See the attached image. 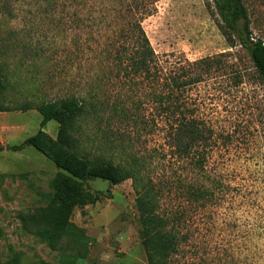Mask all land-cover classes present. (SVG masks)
I'll list each match as a JSON object with an SVG mask.
<instances>
[{
  "label": "rangeland",
  "instance_id": "374dc122",
  "mask_svg": "<svg viewBox=\"0 0 264 264\" xmlns=\"http://www.w3.org/2000/svg\"><path fill=\"white\" fill-rule=\"evenodd\" d=\"M11 1L14 19L0 15V67L7 77L0 95L5 111L0 132L2 121L7 127L0 135V264H148L131 180L116 187L100 180L83 185L84 202L71 221L89 238L84 260L73 262L71 257L85 254V249L62 254L22 227L24 215L47 207L59 170L32 148H11L40 130L37 106L62 102L70 94L84 97L99 80L107 94L103 100L116 94L123 100L134 98L127 107L149 127L91 122L83 127L80 140L91 155H105L116 164L128 162L130 156L153 157V181L180 180V195L171 193L162 205L186 213L182 233L187 239L173 264H264V83L247 52L231 49L221 35L212 0H160L142 22L159 68L169 78L189 70L203 74L201 83L178 94L182 119L207 133L208 141L193 148V153L204 155L203 170L193 168V153L177 156L169 120L155 121L158 113L148 98L147 83L140 91L123 89V73L105 60L106 45L116 41L122 27L120 0H104V16L100 6L83 8L84 19L92 14L86 24L92 30L78 29L70 20V0H62L51 17L45 16L40 0ZM243 1L254 37L264 41V0ZM76 39L86 46L74 48ZM203 60L211 61L210 70L193 67ZM169 83L156 89L170 93ZM135 102L143 106L141 113L135 112ZM58 130L56 122L45 128L54 140ZM113 141L118 152H113ZM126 145L127 152L118 154ZM189 187L210 190L212 200L196 203L186 194Z\"/></svg>",
  "mask_w": 264,
  "mask_h": 264
},
{
  "label": "trees",
  "instance_id": "16d2710c",
  "mask_svg": "<svg viewBox=\"0 0 264 264\" xmlns=\"http://www.w3.org/2000/svg\"><path fill=\"white\" fill-rule=\"evenodd\" d=\"M109 1L118 3V0ZM159 1L120 0L118 5H122V9L117 11L119 10L122 27L116 41L106 45L103 55L108 63L123 73V80L125 79L123 89L129 87L131 92L140 91L141 86L147 83L151 91L148 92V98L158 113L155 121L158 118L169 120V136L174 140L173 147L176 148L177 156L181 158L187 154L192 155L193 148L199 142L208 141L205 129L194 122H186L182 119L184 114L178 96L181 91L201 83L203 74H193L192 70H189L169 78L159 68L155 53L142 28V22L153 14V7ZM40 2L45 5V16L51 17L62 0H40ZM105 3L104 0H70V20L78 29L85 27L92 30V26H86L92 20V14H87L88 17L84 19L81 16L82 10L88 6L94 9L100 6L99 13L104 16L102 7ZM212 3L215 9L213 17L228 46L231 49L240 47L247 52L259 78L264 83V41L254 37L251 17L244 1L212 0ZM11 4H13L11 0H0V15H7L13 20L14 11ZM98 22L104 24L103 20L99 19ZM84 45L80 44L78 39L72 44L78 50ZM210 62L203 60L193 64V67L198 70L202 68L210 70L212 67ZM2 71L0 67V95L7 88V77ZM117 78L120 79V76ZM137 79H142V83L136 82ZM168 81L170 93H166L165 89L160 91L156 89V86L164 87ZM102 85L103 80L92 83L84 97L70 94V98L62 102L42 103L37 106L36 110L42 117L40 130L36 135L26 139L22 145L11 148L13 152L32 148L59 170L52 184L54 192L47 207L37 208L24 215L22 227L27 234L39 237L62 254L77 253L85 249V254L71 257L73 262L76 261L74 259L84 260L88 253L86 247L89 238L71 221L75 209L84 202L83 185L100 180L116 187L131 180L136 193L139 239L147 262L148 264H173L175 258L181 254V247L187 239L182 233L186 225V213L179 209H162V205L170 199L171 193L179 194L182 191L183 185L180 180L153 181L149 169V166L153 164V157L145 159L130 156L128 162L116 164L105 155H91L80 140L83 127L89 126L91 122H95L96 126L102 124L110 126L117 121L133 127L141 125L149 127L146 119L143 117L140 119L127 107V102L134 101V98L127 97L123 100L121 94H116L110 99L103 100L107 94L103 91ZM137 104L135 102L133 108L135 112L141 113L143 106ZM3 112L5 111L0 106V113ZM51 122L59 125L56 140L45 132V128ZM110 144L113 152H118L117 142L113 141ZM128 148L129 145H126L118 154H124ZM196 153H193L195 156L193 168L203 170L204 155ZM186 194L196 203L208 202L213 198V193L205 188L189 187ZM15 264H20V261L17 260Z\"/></svg>",
  "mask_w": 264,
  "mask_h": 264
},
{
  "label": "crops",
  "instance_id": "0c3cea01",
  "mask_svg": "<svg viewBox=\"0 0 264 264\" xmlns=\"http://www.w3.org/2000/svg\"><path fill=\"white\" fill-rule=\"evenodd\" d=\"M1 114V113H0ZM1 127H2V130L0 132V135H4L5 134V130L7 129L4 121H2V124H1Z\"/></svg>",
  "mask_w": 264,
  "mask_h": 264
}]
</instances>
